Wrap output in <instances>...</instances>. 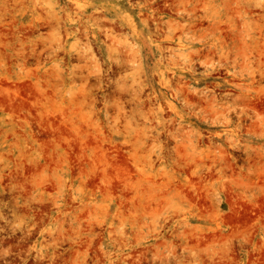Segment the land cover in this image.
Masks as SVG:
<instances>
[{
    "label": "rangeland",
    "instance_id": "obj_1",
    "mask_svg": "<svg viewBox=\"0 0 264 264\" xmlns=\"http://www.w3.org/2000/svg\"><path fill=\"white\" fill-rule=\"evenodd\" d=\"M0 264H264V0H0Z\"/></svg>",
    "mask_w": 264,
    "mask_h": 264
}]
</instances>
